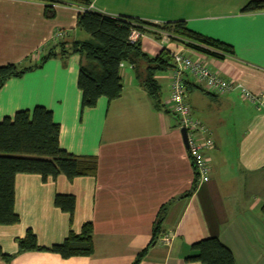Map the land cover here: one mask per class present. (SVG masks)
I'll return each mask as SVG.
<instances>
[{"label": "crops", "instance_id": "1", "mask_svg": "<svg viewBox=\"0 0 264 264\" xmlns=\"http://www.w3.org/2000/svg\"><path fill=\"white\" fill-rule=\"evenodd\" d=\"M88 1L92 11L112 17L157 24L183 20L190 30L230 45L235 55L220 60L148 34L139 37L141 50L156 57L163 48L169 53L183 48L222 77L264 92V12L240 13L248 0ZM44 6L39 0H0V64L37 62L33 53L41 56L53 47L56 30L67 33L63 42L87 39L76 27L82 6L54 5L50 18L43 15ZM78 71V55L52 57L0 88V121L42 106L59 124L60 148L97 162L94 177L71 181L62 174L46 180L38 174L15 175L13 208L19 221L0 225V248L12 256L0 264H131L144 249L139 264H201L184 258L193 243L210 237L231 251L236 264H264V110L257 111L237 90L215 95L186 86L192 116L208 129L213 143L206 151L209 179L191 189L194 172L169 107V72L154 74L162 110L154 107L132 65L123 63L120 96L100 97L82 111ZM55 194L74 196L71 224L54 206ZM161 208V228L149 245ZM86 222L92 226L91 256L17 253L16 240L27 229L39 246L50 247Z\"/></svg>", "mask_w": 264, "mask_h": 264}, {"label": "trees", "instance_id": "2", "mask_svg": "<svg viewBox=\"0 0 264 264\" xmlns=\"http://www.w3.org/2000/svg\"><path fill=\"white\" fill-rule=\"evenodd\" d=\"M39 1L45 3L43 15L46 18L54 15V5L57 4L82 7L89 5L88 0ZM252 12H264V0H248L240 9V13ZM76 27L88 36L87 39L58 41L33 64H0V88L8 79L21 77L28 71L40 68L52 57L65 59L78 55L77 88L81 92L82 111L93 108L100 97L111 101L120 96L122 91L120 65L123 63L132 65L141 87L149 95L154 107L162 110L159 102L160 87L154 74L169 71L173 67L171 55L163 48L156 57L147 56L141 50L139 38L135 41L130 40L129 36L133 30L140 34H148L155 40H160L161 34L166 33L169 42L176 46H183L220 60L235 55L230 45L190 30L183 20L157 24L126 16L112 17L86 9L77 14ZM188 84L202 90L189 81L186 82L185 88ZM59 129V124L54 121L51 111L42 106L17 111L12 117H4L0 121V225H12L19 221L13 208L16 174H38L42 180L62 174L69 181L80 176H95L96 158L72 155L61 149L58 141ZM196 183L195 178L191 189L196 187ZM53 204L68 215V222L71 224L75 206L74 196L55 194ZM163 215L164 210L161 208L152 226L149 245L156 240ZM16 243L17 253L46 251L58 254L63 259L87 257L93 253L92 226L90 222H86L82 224L78 233L69 230L61 243L50 247L39 246L36 236L29 229L22 238L16 240ZM145 252L144 249L137 253L131 264H139ZM11 257L0 248V260L9 262ZM184 260L201 264H236L231 251L216 237L193 243L190 246V254L185 256Z\"/></svg>", "mask_w": 264, "mask_h": 264}, {"label": "built area", "instance_id": "3", "mask_svg": "<svg viewBox=\"0 0 264 264\" xmlns=\"http://www.w3.org/2000/svg\"><path fill=\"white\" fill-rule=\"evenodd\" d=\"M86 9L92 10V7L90 5L83 7L80 12ZM66 35V32L56 30L51 38L53 41L58 42ZM141 35L138 31L133 30L129 38L131 41H135ZM161 38L168 41V35L166 33H162ZM170 55L173 67L168 71L170 79L169 107L177 119L178 128L185 130L187 156L197 184H200L209 179L210 167L206 151L213 147V143L208 129L192 116L191 109L185 100L186 82L189 81L203 91L215 95H223L237 90L240 96L247 102L253 104L257 111L264 110V92H251L238 82L222 77L219 73L207 66L200 57H189L183 48L172 51ZM39 56L40 51L33 53V58L36 57L38 59ZM162 241L163 243H168L169 239L163 237Z\"/></svg>", "mask_w": 264, "mask_h": 264}, {"label": "water", "instance_id": "4", "mask_svg": "<svg viewBox=\"0 0 264 264\" xmlns=\"http://www.w3.org/2000/svg\"><path fill=\"white\" fill-rule=\"evenodd\" d=\"M180 134H181V138H182L183 145H184L185 147H187V141H186V133H185V130H184V129H181V130H180Z\"/></svg>", "mask_w": 264, "mask_h": 264}, {"label": "rangeland", "instance_id": "5", "mask_svg": "<svg viewBox=\"0 0 264 264\" xmlns=\"http://www.w3.org/2000/svg\"><path fill=\"white\" fill-rule=\"evenodd\" d=\"M71 34L68 36V39H70V40H72L73 38H74V36H73V33L72 32H70ZM80 33H83V34H85L84 32H80ZM86 35V34H85ZM75 38H79V37H75ZM139 38V37H138ZM162 39V38H161ZM169 41V40H168Z\"/></svg>", "mask_w": 264, "mask_h": 264}]
</instances>
